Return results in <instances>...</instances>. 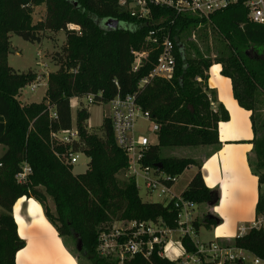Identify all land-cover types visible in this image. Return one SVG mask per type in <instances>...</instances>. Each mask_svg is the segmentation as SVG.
Listing matches in <instances>:
<instances>
[{
    "label": "trees",
    "instance_id": "obj_1",
    "mask_svg": "<svg viewBox=\"0 0 264 264\" xmlns=\"http://www.w3.org/2000/svg\"><path fill=\"white\" fill-rule=\"evenodd\" d=\"M246 1L239 0L209 17L176 18L169 10L155 9V16L169 17L163 23L178 44L177 72L171 80L158 79L140 89L139 83L153 69L159 51L151 53L138 72H132V50L142 48L150 26L130 18L118 0H0V143L6 147L0 157V264H16L18 251L26 246L13 215L14 204L22 196L43 205L65 245V237L77 241L76 252H71L79 264H118L97 251L99 233L116 221L164 217L174 224L173 204L143 201L135 178L126 175L127 154L115 141L111 118H104L99 131L90 128V112L81 101L90 94L95 95L93 104H107L117 94L137 92L143 107L160 124L157 143L148 146L144 163L157 173L176 179L188 167L197 166L198 171L182 195L197 204L217 203L216 190L206 186L203 161L164 155L161 150L170 138L174 137V143H196L200 135L215 141L206 157L219 150L218 125L229 120V113L221 103L214 108L217 97L209 89L208 79L215 63L222 64V73L232 79L238 104L251 112L254 159L250 158L249 163L263 188L259 191L256 215L264 212V24L249 19ZM37 5H45V12L34 22L33 7ZM106 18L141 28L108 31L101 28ZM72 25L80 27V31H70ZM59 30L67 32V39L59 54L58 69L48 75L45 100L21 101L20 90L31 84L36 74L19 72L9 65L10 36L17 34L40 43L46 31ZM181 46L183 55L179 52ZM72 98L79 100L75 125L79 137L65 145L53 141L51 133L73 128ZM161 98L165 109L159 106ZM180 109L187 115L183 129L195 137L185 139L175 128L173 117ZM209 129L213 132L208 135ZM70 151L90 158L85 172L73 173L74 165L64 157ZM160 163L161 168L156 166ZM25 165L32 172L25 182H18L16 175ZM48 198L54 203V211ZM218 221L207 212L196 225L199 228ZM79 239L82 250L77 248ZM230 243L264 258L262 231L252 230ZM183 245L187 251L193 249L190 239H184ZM125 264L173 263L158 257L147 260L136 256Z\"/></svg>",
    "mask_w": 264,
    "mask_h": 264
},
{
    "label": "built area",
    "instance_id": "obj_2",
    "mask_svg": "<svg viewBox=\"0 0 264 264\" xmlns=\"http://www.w3.org/2000/svg\"><path fill=\"white\" fill-rule=\"evenodd\" d=\"M239 0H118L119 6L130 18L142 25L150 26L145 42L140 49H133L132 72H138L148 61L151 53L159 51L157 60L151 72L144 77L139 88L158 80H171L177 72L176 50L178 44L172 37L171 31L164 26L169 17L155 16V9L171 11L176 18L187 15H199L209 17L216 11L227 8ZM246 6L249 9L248 17L251 21L264 24V0H248ZM175 18V19H176ZM175 19L172 20L174 23ZM120 21V20H119ZM124 22V28L132 31L140 27L134 23ZM180 52V48H179ZM43 78L40 76L30 85L35 90ZM118 86V82L115 81ZM102 96V93H99ZM88 103L95 99L94 94L86 97ZM112 114L109 116L113 125L114 137L117 145L127 154L126 175L134 177L136 182L143 178L145 187L149 193L160 191L165 196L163 204L172 203L175 209L174 224L171 225L167 218L160 217L157 220H120L111 226L104 228L98 235L97 251L100 256L117 260L118 264H125L136 256L147 260L154 257L168 259L173 264H246L253 260L256 264H264V258L254 257L253 253L243 247L232 245V239H214L201 241L198 239L199 229L196 223L200 221L198 204L185 198L182 194L172 192L171 183L176 178L157 173L153 167L144 163L145 152L152 142L149 137L137 131V120H143L151 124L153 132L160 130V124L153 118L150 111L146 110L138 93L126 95L117 94L108 103ZM53 116H56L53 113ZM79 137L76 126L70 130H61L51 133V139L61 144H70ZM79 154L68 152L64 154L67 162L74 165L78 162ZM32 172L31 167L25 165L23 170L16 175L18 182H25ZM153 172V177L150 173ZM264 185V184H263ZM138 186V183H137ZM139 187V186H138ZM252 230L262 231L264 234V212L251 220L238 225L234 238H242ZM178 236V243L182 249L179 256L168 255L171 237ZM184 239H190L193 249L187 251L183 245ZM255 255V254H254Z\"/></svg>",
    "mask_w": 264,
    "mask_h": 264
},
{
    "label": "crops",
    "instance_id": "obj_3",
    "mask_svg": "<svg viewBox=\"0 0 264 264\" xmlns=\"http://www.w3.org/2000/svg\"><path fill=\"white\" fill-rule=\"evenodd\" d=\"M222 70L223 66L220 63L210 67L208 86L217 97L216 103L223 104L227 109L229 120L219 123L220 148L212 156L204 158L202 171L206 186L216 187L212 190L220 193V197L222 190H226L224 187L226 184L229 191L236 190V183L243 187L242 206L235 213H224L221 206H215L218 202L212 205L214 208L209 206L210 210H207L219 219L210 227L215 228L218 224L224 227L219 235L227 241L234 238L240 222H250L256 217L259 181L258 176L252 173L249 163L253 154V144L250 140L254 136L251 112L238 104L234 97L232 79L225 76ZM242 177L243 182L240 184L239 180ZM220 199L223 200V197ZM213 210H216V214L221 215V218ZM13 215L19 235L26 240V246L16 255V264H79L46 216L41 203L31 197L22 196L14 204ZM202 216L200 218H203ZM218 236L210 240L223 239Z\"/></svg>",
    "mask_w": 264,
    "mask_h": 264
},
{
    "label": "rangeland",
    "instance_id": "obj_4",
    "mask_svg": "<svg viewBox=\"0 0 264 264\" xmlns=\"http://www.w3.org/2000/svg\"><path fill=\"white\" fill-rule=\"evenodd\" d=\"M33 18L34 22L39 20L44 15L45 5H37L33 7ZM124 25V22L120 23V26ZM70 31H80V27L72 25L70 26ZM67 32L64 30L59 31H46L43 37L42 42H31L25 40L21 36L17 34H12L10 36V49H12L9 53L8 62L9 65L12 66L19 72H31L36 74V79L40 76L43 78V82L33 90L31 85H27L20 90L19 99L23 102H42L45 100V96L48 90V75L50 72L58 69L59 64L61 63L60 55L63 51V47L66 44ZM33 81V82H34ZM165 98V97H162ZM159 100V106L163 109L166 108L165 101ZM81 101L87 106L90 112V118L88 120V124L90 128L93 130L99 131L103 120L105 117H109L112 114L111 108L107 104H93L88 103L86 98L81 99ZM79 100L77 98H72L71 106H72V119L73 125H76L77 120V110H78ZM182 106V103L179 107ZM217 103L214 105L216 108ZM187 118L186 112L180 109L175 116L173 117V122H175L174 126L179 131L182 132V136L185 139L195 137V134L191 131H185L184 124L182 123ZM137 131L141 132V134L146 135L150 138L152 142L157 143V135L153 132L151 124L149 122L139 118L137 120ZM179 131V132H180ZM212 134V129L207 130ZM198 142L196 143H186V141H179L178 143H174V137L169 139L167 143H163L161 150L164 155L168 156H177V157H189L193 158L196 161L202 162L207 154L211 151L212 146L214 144V139H209L206 135H200ZM171 140V141H170ZM211 141V142H208ZM6 147L5 145L0 143V157L5 153ZM251 159H254V155L252 154ZM90 158L84 154H79L78 162L73 166V173L79 174L85 172L89 167ZM198 171L197 166L188 167L175 181V183L171 186V190L174 194L180 195L187 188L189 182ZM153 172L150 173V176L153 177ZM243 177L240 178L239 183L242 184ZM137 183L139 186L140 196L145 202H165V196L160 191H155L153 193H149L147 188L145 187V183L143 178L137 179ZM222 190V196L220 197V193H218V203L215 205L216 207L219 205L221 209L226 214L235 213L236 210L241 208V196L243 194V187L236 183V190L229 191L227 188V184ZM209 188V187H208ZM210 189H216L210 188ZM263 188L258 186V191H262ZM215 191V190H214ZM223 197V200L220 199ZM48 205L54 211V203L51 198H48ZM213 204L203 203L198 204L197 211L199 214L207 212L210 210L209 206ZM214 206V207H215ZM213 207V206H212ZM213 207V208H214ZM1 211V208H0ZM213 212L216 214V210ZM221 218V215L216 214ZM204 216V215H203ZM202 216V217H203ZM236 218V217H234ZM200 221H203V218H200ZM242 223V222H240ZM224 227H221L219 224L215 228H211L205 224H202L200 227V233L198 239L201 241L213 239L215 236H218L220 232H222ZM218 237L223 238V236L219 235ZM66 246L71 250L76 252V240L71 237H65ZM224 239V238H223ZM171 244H169L168 255L170 257H175L178 254H181V247L178 243V236L173 235L171 237ZM254 257H257L253 254ZM246 264H256L253 260L248 261Z\"/></svg>",
    "mask_w": 264,
    "mask_h": 264
},
{
    "label": "water",
    "instance_id": "obj_5",
    "mask_svg": "<svg viewBox=\"0 0 264 264\" xmlns=\"http://www.w3.org/2000/svg\"><path fill=\"white\" fill-rule=\"evenodd\" d=\"M120 21L116 18H106L104 19L102 22H101V28L102 29H105V30H115L117 28H123L124 25L122 24V26H120ZM180 53L181 55H183V47L181 46L180 48ZM190 109L193 110V108L190 106ZM156 166L158 167H162V164H157ZM82 246H83V242L81 239L78 240V243H77V248L78 250H82Z\"/></svg>",
    "mask_w": 264,
    "mask_h": 264
}]
</instances>
